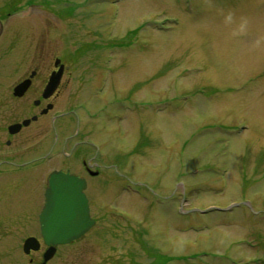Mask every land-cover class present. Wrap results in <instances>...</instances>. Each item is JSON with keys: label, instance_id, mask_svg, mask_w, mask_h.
I'll return each instance as SVG.
<instances>
[{"label": "rangeland", "instance_id": "374dc122", "mask_svg": "<svg viewBox=\"0 0 264 264\" xmlns=\"http://www.w3.org/2000/svg\"><path fill=\"white\" fill-rule=\"evenodd\" d=\"M2 4L17 41L71 60L113 154L95 225L48 264H264V0Z\"/></svg>", "mask_w": 264, "mask_h": 264}, {"label": "flooded vegetation", "instance_id": "af4514ba", "mask_svg": "<svg viewBox=\"0 0 264 264\" xmlns=\"http://www.w3.org/2000/svg\"><path fill=\"white\" fill-rule=\"evenodd\" d=\"M4 15L7 18L11 13ZM6 18L3 24L0 21V35L9 31L0 57L4 59L0 71V256H6L8 264H40L44 252L52 248L48 264L60 248L80 242L95 225L67 243H45L39 216L49 175L60 171L82 179L93 218L91 195L100 194L91 179L112 178L106 170L114 162L113 154L102 139L106 127L97 132L92 128L93 113L86 109L82 116L78 112L81 103H76L75 89L83 81L73 79L71 60L37 48V40L18 37L17 41L16 30L11 31ZM58 71V80L49 88L50 77ZM89 82L95 83V78ZM28 238L31 241L25 246Z\"/></svg>", "mask_w": 264, "mask_h": 264}, {"label": "water", "instance_id": "95a60500", "mask_svg": "<svg viewBox=\"0 0 264 264\" xmlns=\"http://www.w3.org/2000/svg\"><path fill=\"white\" fill-rule=\"evenodd\" d=\"M58 78L59 71L50 77L48 87L51 88ZM47 183L45 201L39 216L45 243H65L82 235L94 223L89 216L87 200L83 193L84 181L74 175L55 171L49 175ZM30 241L31 238H28L25 246ZM52 255L53 249H47L41 264H45Z\"/></svg>", "mask_w": 264, "mask_h": 264}]
</instances>
